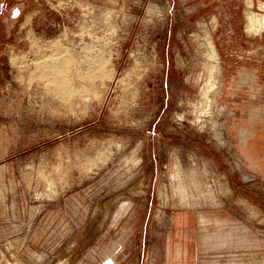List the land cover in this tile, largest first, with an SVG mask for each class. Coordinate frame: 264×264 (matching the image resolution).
I'll list each match as a JSON object with an SVG mask.
<instances>
[{
    "label": "rangeland",
    "instance_id": "1",
    "mask_svg": "<svg viewBox=\"0 0 264 264\" xmlns=\"http://www.w3.org/2000/svg\"><path fill=\"white\" fill-rule=\"evenodd\" d=\"M258 5L0 0V264H264Z\"/></svg>",
    "mask_w": 264,
    "mask_h": 264
},
{
    "label": "bare ground",
    "instance_id": "2",
    "mask_svg": "<svg viewBox=\"0 0 264 264\" xmlns=\"http://www.w3.org/2000/svg\"><path fill=\"white\" fill-rule=\"evenodd\" d=\"M258 2H259L258 6H260L264 9V1L258 0ZM245 3L247 5H249L252 3V0H245ZM244 17H245V29L247 32H251V31L262 32L263 31V29H264V13H258V12L253 11V10H245L244 11ZM211 52H212V54H215V53L217 54V51L212 50ZM212 56H214V55H212ZM214 58H215V56H214ZM220 185H222V184H220Z\"/></svg>",
    "mask_w": 264,
    "mask_h": 264
},
{
    "label": "flooded vegetation",
    "instance_id": "3",
    "mask_svg": "<svg viewBox=\"0 0 264 264\" xmlns=\"http://www.w3.org/2000/svg\"><path fill=\"white\" fill-rule=\"evenodd\" d=\"M244 18H245V17H244ZM244 31H245L246 34H248V35H252V34H255V33H257L258 35H259V34L261 35V33H262V32H256V31L247 32L246 29H245V24H244Z\"/></svg>",
    "mask_w": 264,
    "mask_h": 264
}]
</instances>
